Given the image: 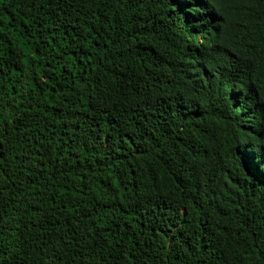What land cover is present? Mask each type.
Returning a JSON list of instances; mask_svg holds the SVG:
<instances>
[{"label": "trees", "instance_id": "obj_1", "mask_svg": "<svg viewBox=\"0 0 264 264\" xmlns=\"http://www.w3.org/2000/svg\"><path fill=\"white\" fill-rule=\"evenodd\" d=\"M0 264H264V0H0Z\"/></svg>", "mask_w": 264, "mask_h": 264}]
</instances>
